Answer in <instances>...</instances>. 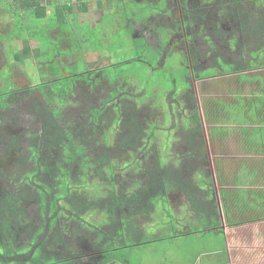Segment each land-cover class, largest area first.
Masks as SVG:
<instances>
[{
	"label": "rangeland",
	"instance_id": "rangeland-1",
	"mask_svg": "<svg viewBox=\"0 0 264 264\" xmlns=\"http://www.w3.org/2000/svg\"><path fill=\"white\" fill-rule=\"evenodd\" d=\"M42 1L49 2L50 0ZM167 1L170 7L164 8L163 0L161 3L160 0H101V6L98 5L97 0H70L71 10H68V12L71 13L70 20H72L67 25L68 29H66L65 32L63 31L64 33H59V27L52 31V37H56V40L50 37L48 21H45V19H31L26 15L25 11L20 13L18 12L19 9L0 1V91L4 84L2 79H7L10 73L15 84L20 88L16 94L11 97L8 107H0V143L3 141L2 144H0V155H2L0 156V165L3 164L2 166L8 167L11 172L17 171V173L21 171L22 166H25V164L21 162L24 154L28 155L30 152L29 134L34 132L39 133L42 128L41 115L37 113L36 107L42 105L43 99L39 89L35 88L34 85L46 81V73H49L54 68H59V70L63 69L65 73H69L70 71H75L76 68H73L69 63L77 61V68L81 70L80 73L83 70L85 72L81 75L83 78L88 74L96 73L99 74L98 77L101 76L100 74L108 76L110 79L118 77L120 83L127 82L128 84H135V88L138 91H141L143 95L145 94V96L150 98L152 88H154L157 90V92L154 93L156 97L155 101L158 102L161 100L162 86H166L167 89L172 88L170 85L171 79H177L176 82L179 87H185L187 85L180 79V77L182 78L184 75L183 67L179 65V61L184 59L182 54L185 53L183 47L185 45L184 37L186 35L192 38V47L201 55L199 59H201L202 65L205 66L210 65L211 60L216 54L229 60H235V58L240 56L249 55V51L255 49L252 40L245 41L243 39V43L238 40V44H232L234 37H236L237 40L240 21V18L236 14L235 7H233L234 0H220L221 3H217L216 0L213 4L205 5H201V0ZM179 1L181 4H177ZM190 6L194 9L192 14H189L186 9ZM162 8L168 9V11L170 10L169 15L172 16H170L171 20L168 17L169 15L166 16L164 14L160 16L155 15L151 19L148 18L146 20L148 15L159 13ZM52 10V7L47 8L48 13ZM181 10H184V12L181 13ZM77 14L79 18L75 16ZM181 15L183 19L191 23L185 28L180 26ZM138 21L142 22V24ZM200 23L204 24L203 29ZM159 24L165 27H173L177 24L176 28L173 27L172 33L170 34L172 44L177 45L172 46V48L176 50V53H173L165 59L166 64L164 67L153 66V62L156 58L154 57L156 54L154 53L155 50L150 46H146L144 40L139 37H145L152 46L158 45L160 42V31L156 30V25ZM133 26L135 28L133 35L139 38H132L131 32ZM152 27L155 30H150ZM28 29H31L32 32H36L38 34V36H36L37 38L34 39L31 36L29 37L28 34L30 31ZM19 32L22 33V37L16 36ZM206 36L212 39L216 47V52H210L206 42ZM61 37L65 39L62 43L65 44V46H61ZM25 45L35 47V49L30 52L31 54L29 53L30 55L28 54L25 63L13 62L11 53L16 50H22ZM71 56L75 58L71 59ZM261 58L264 59V55H261L260 59ZM64 61H69V63L66 64ZM150 63L152 65H150ZM8 64H11L10 69H8ZM87 68H89V70H87ZM2 70H4V72H2ZM161 80L164 82L159 83L158 81ZM92 81L97 82L98 78L94 76ZM96 87H100L101 90L89 88L88 85L79 81L74 96L75 102H73L71 106L73 108L69 107L65 112V118L71 120L73 124H75L76 129L82 130L84 134H86L87 131L85 130V126H83V129L81 126L88 115V106L90 103H98L103 97L106 87L104 80L101 85ZM163 90H165V88H163ZM174 90H177V88ZM138 100H140V98H138ZM128 109L135 111L139 115L141 123L147 125V120H149V118L143 116L151 113L147 105L139 106L134 102H130ZM168 119L174 120L171 118ZM167 122L168 121H166V123ZM116 123L117 120H115L111 126H115ZM205 123L207 124L206 119ZM170 124H172V122ZM154 125L155 127L149 129V132L152 135L162 136V123L157 120ZM111 130L112 129H110L109 134L112 132ZM29 131L31 132L29 133ZM75 131L78 132L77 130ZM122 131V134H120V130L113 133V137L110 138L112 146L117 141V138L119 139L120 136L121 138L123 137L125 128H123ZM163 132L165 133L166 131ZM171 133L172 130L168 132V135ZM11 135H16L18 137V151L21 152L22 149V152H24V154H22L23 156L20 155L17 159L6 155ZM76 135L80 136L78 133H76ZM158 140L161 141L160 149L166 151L164 153L160 152V155L166 154L168 148L171 150V137H169L168 140L166 136H163ZM87 142L90 144L89 153L87 152L88 155L101 154L102 147L99 144L91 143V141ZM228 142L229 141L225 143ZM165 143V146H161ZM225 143L223 142L222 144ZM167 145L169 147H167ZM212 145L216 146L215 151L211 150ZM209 147L213 163L215 164H213L214 168L212 171L208 169L205 172L206 175L214 176L215 181H212V185H210L211 189H200L195 185L197 184L196 181H191L193 183H189L191 185H189V188H191L192 192H190L193 195H197L196 200H198L199 205H203L202 207L205 213L212 214L206 215L203 211H195L194 208H192V202L189 199L190 194L185 190L187 183H183L180 185V188L169 193L170 202L166 199H158L154 204L155 207L152 212L146 216L140 217L141 225L145 227V233L148 234L149 239H153L152 237L157 236L158 233L167 236L178 235V237L172 239L167 238L163 241L151 242L149 244H138L134 250L131 249L128 241L124 242V247L120 241L114 243L108 241V243H104L106 248L102 249L101 252L100 249L99 251L96 249L94 250L96 253L100 254V259L104 252V260H107V258L110 260L113 257V259H116L115 264H178V262L179 264H183L186 260L184 259L186 254L188 259L193 261V257L197 252L203 250L209 251L219 247L221 250L220 258L222 260L223 257L227 255L224 228L228 231L226 233H228L227 236L232 246H234V244L237 246L240 239L244 242H248V244L253 240V245H264V210L260 212L261 215H259L257 211H254V209L246 213L239 211L236 206L245 209L249 207L254 208L253 205H255V203L248 197V192L246 191L245 204L236 203L235 206L231 200L227 202L222 200L223 195L220 194L221 186L224 185L227 180L225 179L226 168L219 158V154L221 153V151H218L219 141L211 140ZM174 150L176 151L175 147ZM110 153L114 158H117L118 163H121V160H127L125 159L123 151H119L117 148H110ZM240 153H243L242 159L245 160L248 166L252 165L258 170V174L255 176L251 185V190H254L255 193L260 187H264V157L259 156V154H250L248 151H239V155ZM239 155L228 156V158L234 157L233 160L236 164L232 162L229 164L228 175L231 179H234L241 165V156ZM166 156L164 160L167 159ZM196 160L200 161V159ZM205 160L208 165L207 159ZM179 163L181 162L177 164L183 165ZM199 164L203 166L201 163H198V161L189 159L186 163L188 170L186 175L181 178L182 181H185V179L187 181L194 179V174H190V167H197ZM26 167H30L31 169L33 168V164L28 161ZM146 168L152 173H155L156 170L158 171L159 168L153 156H149V159L146 161ZM242 168L245 169L244 171H247L246 165L242 164ZM144 176L143 180H145L144 178H146L147 175ZM179 176L182 177L183 174L180 172ZM199 177L200 179L204 178V181H207L209 178L202 174H200ZM219 177L222 179H219ZM7 185L9 188L11 187V185ZM225 192L226 195L229 194L228 189H226ZM218 193L220 194L219 197H217ZM253 196L257 202L264 200L257 197L256 194H253L252 197ZM61 203L62 208L60 209V213H64L66 209H70L69 204L65 205L64 201ZM32 204L34 203H31L28 212L30 218L35 221L36 205ZM78 217L80 218L79 223L83 226H85L86 221L89 224H93L94 227H92V229L98 227L95 223L100 224L95 218V223H92L85 215H80ZM257 217H260V219L250 221ZM234 222L236 223L231 224ZM105 229L107 228L105 227ZM120 231H122V229H120ZM97 233L103 236L99 241L105 242L104 238L106 233L103 232L102 228L98 229L92 235L89 234V239H94L95 241L98 236L96 235ZM21 235L22 236H19L18 239L19 242L28 243V239H26L28 236L24 235V233ZM66 238L68 239L67 242L71 241L70 235H67ZM107 246L110 248L117 246L118 249L115 251H108ZM29 254L30 253H25L24 256L22 255L18 258L23 261ZM35 254V258H38V252ZM33 256L32 253L30 259H26L20 264H33ZM55 256L60 258L64 255H59V253L55 252ZM165 256H168L169 260H165ZM49 257L50 258L47 259L43 258V261L49 264H63L61 262H55L53 256ZM3 263H5V261L0 260V264ZM8 264L19 263H16V260H12L9 261Z\"/></svg>",
	"mask_w": 264,
	"mask_h": 264
},
{
	"label": "flooded vegetation",
	"instance_id": "flooded-vegetation-1",
	"mask_svg": "<svg viewBox=\"0 0 264 264\" xmlns=\"http://www.w3.org/2000/svg\"><path fill=\"white\" fill-rule=\"evenodd\" d=\"M163 1L164 8L170 7L167 0ZM201 1V5L213 4L216 2V0ZM161 2L162 0H160V3ZM217 3H221V1L217 0ZM177 4H181V2L179 1ZM233 7H235L236 14L240 18V21L237 40L236 37H234L232 44H238V40L241 43H243V39L245 41L252 40L255 49L250 50V54H247L248 56L243 55L235 58V60H229L216 54L211 60L210 65L205 66L202 65L200 61L201 59H199L201 55L192 47V38L186 35L184 37L185 45L183 47L185 53H183V51V54L181 53L184 56V59L179 61V65L183 67L184 75V77H180V79H182L187 85L185 87H179L176 82L177 79H171L170 85L172 88L167 89L166 86L164 87L163 85L161 100L158 102L155 101L156 97L154 93L157 92V90L154 88H152L150 98L145 96V94L143 95L141 91H138L135 88V84H128L127 82L120 83L118 77L110 79L108 76L102 74L98 77L99 74L96 73L88 74L83 78L81 75L85 72L83 70L80 73L81 70H78L77 68V61H72L71 63H69V61H64L66 64L69 63L73 68L76 67L75 71L65 73L63 69L59 70V68H54L49 73H46L45 78H47V80L44 82L53 80V82L56 83L61 80V83L66 84L65 80L70 81L67 84L71 92L66 96L67 101L62 105L61 115L58 116L57 122L62 124V126L70 132L69 136H71L76 143L81 146L84 145L85 154L88 155L87 152L89 153L90 149V144H88L87 141L97 143L102 147L101 154L89 155L92 159L98 158L102 155L113 157L110 153V148L112 147L119 149V151H123V154H125L126 161L121 160V163H118L117 160L116 163H113L114 169L117 170L116 176L118 177L119 187H122L123 190L127 189V187L129 189L132 185L139 183L142 186H150L151 190L154 191L152 185H155L158 189L162 188L163 182L166 178H168V180L170 178V183L175 186V188H180V185L183 183H187L186 187L189 188V183L191 181H196L197 184H194L200 189H211L210 185H212L211 183L214 180V176L206 175L205 171L208 169H211L212 171L214 168L213 164L215 163H213L209 146L211 140H218V151H221L219 158L226 168L225 179L227 180L225 183L226 185L224 184L221 186L220 194L223 195V198L221 197L222 200L224 202L231 200L235 206L236 203L245 204V199L240 198L237 194V190L240 188L238 180L242 178L245 180L246 184L241 185V187L247 190L248 197L251 198L255 205H253L254 208L249 207L246 209L240 208L239 206L236 207L240 212L244 213L254 209V211H257L258 214L261 215L260 212L264 210V200L257 202L252 195L256 194L257 197L264 199V187H260L255 193L254 190H251V185L255 176L258 174V170L252 165L248 166L245 160L242 159L243 153H240L239 155V151H248L250 154H259V156L264 157V59H260L261 55H264V0H234ZM164 8H162L159 13L148 15L146 20L148 18L151 19L155 15H169L170 10L168 11V9ZM186 9L189 14L194 12V9H192L191 6ZM183 12L184 10H181V13ZM76 16L78 17V14ZM170 16L171 15L168 16L169 19ZM180 19V26L182 28L191 24L190 21L183 19L182 15ZM139 23L142 24V22ZM200 24L203 29L204 24ZM156 26V30L160 31V42L158 45L152 46L148 43L145 37H139L144 40L146 46H150L155 50L154 53L156 54L154 57L156 58L153 62V66L164 67L166 64L165 59L173 53H176V50L172 48V46L176 44H172L170 34L172 33L173 27L176 28L177 24L173 27H165L160 24ZM150 30L153 31L155 29L152 27ZM134 32L135 28L133 26L131 32L132 38H139L138 36L133 35ZM53 39L56 40L57 38L54 37ZM64 40V37H61V46H65V44H62ZM206 42L209 46L210 52H216V47L209 36H206ZM73 58L75 57L71 56V59ZM150 65L152 64L150 63ZM87 70H89V68H87ZM94 76L98 78L97 82L92 81ZM103 80L106 84L104 95L98 103L89 104L88 115L81 126L82 129L83 126H85V130L87 131V133L84 134L82 130L78 128L76 129L75 124H73L71 120L65 118V112L73 105V102H75L74 96L79 81L88 85L89 88H97L96 86L101 85ZM158 82L163 83L164 81L161 80ZM48 85L53 86V83H48ZM58 86H61V84H58ZM35 88L39 89L43 99L41 103L42 105L36 107L37 113L41 115L42 128L39 133H30L31 131H29L30 152L28 155H25L24 152H22V149L21 152L18 151L17 144L19 141L16 135L10 136L6 151L7 156L15 157V159L24 154V156L22 155L21 163H24L25 166H22L21 171L17 173V171L11 172L8 167L2 166L3 164L0 165V200L2 201V196L9 191H21L19 203L22 206V222L15 230L16 232L12 231L7 233H17V239H19V236H22L19 233H24V235L28 236L26 238L28 239V243H22V245L24 247L29 246L30 248L21 252L19 255H15V258L19 259L18 261L22 263L24 260L30 259L32 253L34 254L40 249V251L43 252L44 257L53 256L54 259L58 260L68 259L64 264H94L99 259L100 254L97 255L94 250L89 248L83 255L78 253L82 248L78 245V234L75 233H85L86 238L84 239L85 241H83L86 246L90 248L98 243L102 244L104 242L99 241L100 239L98 236L95 241L94 239H89V234H94L98 229L102 228L103 232L106 233L104 239L108 238L111 234L114 235L119 233L112 229V221L106 222V219H103V222L100 221L103 216L100 214V210L104 207L103 200L100 199L98 201V199L89 198V193L92 190L88 189L83 198L85 201L84 204H81L80 201H74L76 205H79V208L76 205L70 206V209H66V212L60 213V209L62 208L61 203H59L57 207H53V203L50 199L46 203H43L42 199L38 197L39 190L42 189L41 187L44 186L45 183H48V181H46L48 175L41 177V181L35 182L31 180L30 176H24L28 171L34 168V165L31 169L30 167H26L28 161L33 164V161L30 159L33 155L32 152L34 151L32 150L33 143L45 139L44 124L46 115L44 114V111H42V108H44L48 101L45 90L36 86ZM163 88H165V90H163ZM175 88H177V90H174ZM97 89L101 90L100 87ZM18 90L15 91V94ZM138 98H140V100H138ZM130 102H134L139 106L147 105L151 112L150 114L143 115L149 118V120H147V125L141 123L139 120L140 117L135 111L128 109ZM9 103L3 107H8ZM168 118L174 120H169ZM205 119L207 120V124L205 123ZM115 120H117V123L112 127L111 125ZM157 120L162 123V136L155 134L152 135L149 132V129L155 127L154 123ZM166 121L168 122L166 123ZM171 122L172 124H170ZM123 128H125L123 137L121 138L120 136L119 139L117 138V141L112 146L110 138L113 137V133L120 130V134H122ZM110 129H112V132L109 134ZM171 130L172 133L168 135V132ZM163 131L166 132L164 133ZM76 133L80 134V136H77ZM163 136H166L168 140L169 137L172 138L171 150L168 148L166 154L160 155V152H166L165 150L160 149L161 141L158 140ZM227 141L229 142L225 143ZM2 142L0 144H2ZM223 142L225 144H222ZM166 143L161 146H165ZM167 147L169 146L167 145ZM174 147L176 148V151L174 150ZM53 150L56 151L57 149L49 147L45 148V146L40 147L38 151H40L42 155L39 154V156L42 157L44 155L45 157H51L53 156V154L51 155V151ZM211 150L215 151L216 146L212 145ZM54 155L55 157H52L51 163H54L57 153ZM231 155L241 156V165L234 179H231L228 175L229 164L231 162L235 164L233 160L234 157L228 158V156ZM149 156H153L157 162L159 169L158 171L156 170L155 173L148 171L146 168V161L149 159ZM165 156L167 157L166 160H164ZM204 158L207 159L208 165ZM189 159H192V161H198V163H201L203 166L200 164L197 167L191 166L190 174H194V179H191L190 181L185 179V181H182L181 178L186 175L188 170L186 163ZM196 159H200V161ZM178 162H181L179 164L183 165H178ZM242 164L247 166V171H244L245 169L242 168ZM77 168L78 165L74 164L72 168L74 175H76ZM39 172L43 173L41 169H39ZM180 172L183 174L182 177L179 176ZM200 174L209 177L208 180L204 181V178L200 179ZM144 175H147V177L144 178L145 180H143V177H145ZM219 179L222 178L219 177ZM7 184L11 185V187L9 188ZM226 189L229 190L228 195H224ZM220 194L218 193L217 197H219ZM32 202L34 203L32 205H36L35 221L30 218L28 212ZM134 203L132 205L133 208H135ZM202 206L203 205H199L198 200L196 206L192 204V208H194L195 211H203L204 214L207 215V212L205 213ZM99 207L101 208L99 209ZM80 215H85L88 220L92 221V223H95V218L98 222H101V225L95 223L98 227L92 229V227H94L93 224H89L86 221L85 226H83L79 223L78 216ZM135 215L136 214H134V216ZM107 217L109 216L107 215ZM140 217V214L136 216L139 221ZM258 219H260V217L251 219L250 221ZM114 221H116L117 224H120L115 218ZM105 227L107 229H105ZM126 233L130 232L127 231ZM67 235L71 236V241L69 242H67ZM96 235H98V233ZM52 251L67 257L61 256L59 258L55 256V252ZM25 253L30 254L21 261L18 257L22 255L24 256ZM12 258H14V256L10 257L11 261L13 260Z\"/></svg>",
	"mask_w": 264,
	"mask_h": 264
},
{
	"label": "trees",
	"instance_id": "trees-1",
	"mask_svg": "<svg viewBox=\"0 0 264 264\" xmlns=\"http://www.w3.org/2000/svg\"><path fill=\"white\" fill-rule=\"evenodd\" d=\"M0 1L19 9L18 12L20 13L25 11L26 15L31 19H45V21H48L50 37H52V31L58 27L60 31L59 33H64L65 30L68 29L67 25L72 20H70L71 13L68 12V10H71V5L68 3L69 0L56 3L54 9L50 13H48L47 7L42 4L41 0ZM97 3L101 6L100 3L102 2L101 0H97ZM28 30L30 31L28 34L29 37L31 36L34 39L37 38L36 36H38V34L36 32H32L31 29ZM16 36L22 37L23 35L19 32ZM34 49L35 47L25 45L22 50L13 51L11 53L13 62L17 61L25 63L28 54ZM11 64H8V69H10ZM2 72H4V70H2ZM2 81L4 84L0 91V106L3 107L9 103L10 97L13 94L15 95V91L19 88L12 79L11 73L7 79L3 78ZM60 81L54 83L53 80H51L37 83L35 85L36 87L45 90L48 101L44 108H42V111H44V114L46 115L44 124L45 139L33 143L32 150L34 151L32 152L33 155L30 159L33 161L34 168L28 171L24 176H30L31 180L35 182L41 181V177L48 175V178L46 179L48 183H45L44 186L41 187L42 189L39 190L38 197L42 199L43 203H46L50 199L53 203V207H57L61 201H66V204H69L70 206L76 205L74 201H80L81 204H84L85 201L83 198L86 195L87 190L91 189L92 191L89 193L88 197L91 199H98V201L102 199L104 202V207L100 210L102 212H100V214L103 215L100 221L103 222V219H106V222L112 221V229L124 236L122 237V241H128L130 247L135 244H145L154 241V239H148L147 233H145V227H142L141 222L136 216L139 214L141 217L148 215L152 212L155 207L154 204L158 199L168 200V193L177 188L171 185L170 178L169 180L168 178L164 180L162 188L158 189L155 185H152L154 191L151 190L150 186H142L139 183L132 185L129 189L128 187L125 190H123L122 187L120 188L118 177L116 176L117 170H115L113 166V163H116L117 158L102 155L98 158L92 159L91 156L85 154L84 145L81 146L76 143L74 139L69 136L70 132L62 126V124L57 122L58 116L61 115L62 105L67 101L66 96L71 92L67 84L70 81L65 80L66 84L61 83ZM51 82L53 83V86L48 85V83ZM58 84H61V86H58ZM44 146L45 148H56L57 150L51 151V155L53 154L51 157H45L44 155L40 157L39 154L42 155V153H40L38 149ZM56 153L57 156L54 159V163H51L52 157H55L54 154ZM74 164L78 165L77 172L75 173L76 175L72 172ZM39 169H41L43 173H40ZM238 184L240 185V188L238 189L240 191L237 190V194L240 198L245 199V193L247 190L242 188L241 185H245L246 182L240 178ZM186 190L190 194L189 199L192 204L196 206V195L191 193L192 190L190 188L186 187ZM224 195H226L225 192ZM20 198L21 191L14 190L3 195V200H0V260L5 261L3 264H8V262L11 261V256H14L12 259H15L16 263H20L18 261L19 259L15 258V255H19L21 252L30 248L29 246L24 247L22 243H19L16 238L17 233H7L15 231L21 225L23 217L22 206L19 203ZM133 203L135 208L132 207ZM76 206L79 208V205ZM100 208L101 207H99V209ZM134 214L136 215L134 216ZM209 214L212 213H207V215ZM107 215L109 217H107ZM114 218L120 222V224H117V222L114 221ZM78 219L80 220V218ZM99 223L100 224H96L101 225V222ZM235 223L236 222L231 224ZM120 229H122V231H120ZM127 231L130 233H126ZM19 234L21 235L22 233ZM98 236L99 239L103 237L102 235ZM171 236L172 235H164L163 238H169ZM85 237L84 233L78 234L79 246L82 248L78 253L81 255L88 251V248L91 250L96 249L98 251L99 249L101 251V249L106 248L100 243L97 244L98 246L94 245L91 248L87 247L84 242ZM117 249V247L109 249L107 246L108 251H115ZM36 252H38V258H35L36 254L34 253L32 258L33 264H49L43 260L50 257H44V254L40 249ZM67 260L68 259H55V262H61L64 264Z\"/></svg>",
	"mask_w": 264,
	"mask_h": 264
},
{
	"label": "crops",
	"instance_id": "crops-1",
	"mask_svg": "<svg viewBox=\"0 0 264 264\" xmlns=\"http://www.w3.org/2000/svg\"><path fill=\"white\" fill-rule=\"evenodd\" d=\"M58 1V2H57ZM42 4H44L47 8H53L55 7L56 3H61V2H65V0H50L49 2L46 1H42ZM68 3L71 5L70 0L68 1ZM225 231V236H226V250H227V255L226 257L224 256L223 259L221 260L220 258V253L221 250L218 248L216 249H212L209 251H200L197 252L196 255L193 257V261H190L187 257H184L185 262H183V264H264V245H253V240L250 241V244H248V242H244L240 239L238 245L236 246L234 244V246H232L230 244L229 238H228V232L227 229L224 228ZM186 234V233H185ZM190 234V233H188ZM241 234V233H240ZM187 235V234H186ZM148 236V234H147ZM122 237H124L121 233H117L114 235H110L107 239H105V242L102 243V245H104V243H114L117 241H120L123 245H124V241H122ZM164 237V234H160L158 233L157 236H153L152 238L154 239V241H151L152 243L154 242H158V241H163L165 239H167L168 237ZM177 236H171L169 238H176ZM149 239V238H148ZM135 241V239H134ZM151 242L145 243V244H149ZM133 243H137V242H133ZM144 244V243H142ZM138 244H135L134 246L131 247L132 250H134L136 248ZM150 246V245H149ZM117 247V246H116ZM102 248V247H101ZM108 248L110 249V247L108 246ZM97 255H99V253H97ZM100 256V255H99ZM165 260H169L168 256H165ZM174 260V259H173ZM172 260V261H173ZM116 259L113 257L109 260L107 258V260H104V252L102 253V258L99 259L94 263V264H115ZM176 262V260H175ZM179 264V262H178Z\"/></svg>",
	"mask_w": 264,
	"mask_h": 264
}]
</instances>
